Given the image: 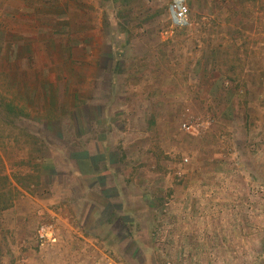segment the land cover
Returning a JSON list of instances; mask_svg holds the SVG:
<instances>
[{"label": "rangeland", "instance_id": "rangeland-1", "mask_svg": "<svg viewBox=\"0 0 264 264\" xmlns=\"http://www.w3.org/2000/svg\"><path fill=\"white\" fill-rule=\"evenodd\" d=\"M23 1L0 0V264H264V0H186L184 26L171 0Z\"/></svg>", "mask_w": 264, "mask_h": 264}, {"label": "crops", "instance_id": "crops-1", "mask_svg": "<svg viewBox=\"0 0 264 264\" xmlns=\"http://www.w3.org/2000/svg\"><path fill=\"white\" fill-rule=\"evenodd\" d=\"M38 0H28V1H23L22 3H21V6L18 8L20 11H21V16H23L25 13H24V11H28V12H31V11H33V13H30L31 15H37V16H39V14H38V12L40 11V9H39V7H41V5L42 4H40V3H38L37 2ZM58 14V13H57ZM59 16V14L58 15H53V19L51 20V22L49 23V24H46V28L48 27V29H51L52 27H55V26H57V25H59V22L60 21H63L62 19H63V17H58ZM64 19H67V18H64ZM20 20V22L22 23L23 22V24H30V26L31 27H35L36 29H37V26L39 25L40 26V24H37L38 22H37V20H35V19H29V16L27 17V18H20L19 19ZM29 21V22H28ZM62 26H64V24L63 25H61V27ZM55 30V29H54ZM47 33V32H46ZM49 34V33H48ZM57 34H58V30H56V33H55V35L57 36ZM24 37V36H23ZM54 39H51V37H50V39L48 38V42L50 43V46H49V50L51 51V54H52V50H55V54H56V52L58 51V49H59V44H58V39H57V37H53ZM37 40L39 39V36H37V38H36ZM35 39V40H36ZM28 42V44H29V42L30 41H27ZM62 42V41H61ZM17 43H22V44H26V40H25V37L22 39V37H19L18 39H17ZM31 43V42H30ZM52 44H53V47H52ZM20 45V44H19ZM24 48H27V45H25V46H23ZM60 47L62 48V46H61V44H60ZM52 56V58H55V55L53 54V55H51ZM56 56H57V54H56ZM67 56L65 55V54H63L62 55V58L63 59H65ZM57 58H58V56H57ZM68 58V57H67Z\"/></svg>", "mask_w": 264, "mask_h": 264}, {"label": "built area", "instance_id": "built-area-1", "mask_svg": "<svg viewBox=\"0 0 264 264\" xmlns=\"http://www.w3.org/2000/svg\"><path fill=\"white\" fill-rule=\"evenodd\" d=\"M172 18L176 25L184 26L188 22V7L186 0H171ZM48 230L40 234L41 239H49Z\"/></svg>", "mask_w": 264, "mask_h": 264}, {"label": "trees", "instance_id": "trees-1", "mask_svg": "<svg viewBox=\"0 0 264 264\" xmlns=\"http://www.w3.org/2000/svg\"><path fill=\"white\" fill-rule=\"evenodd\" d=\"M234 68H235L234 65L231 64V65H230V69L234 70Z\"/></svg>", "mask_w": 264, "mask_h": 264}]
</instances>
